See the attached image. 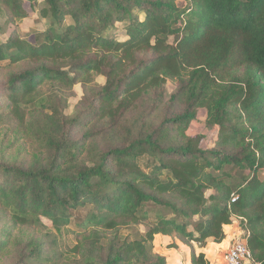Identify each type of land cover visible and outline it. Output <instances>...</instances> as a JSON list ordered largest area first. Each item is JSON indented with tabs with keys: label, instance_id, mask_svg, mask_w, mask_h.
Wrapping results in <instances>:
<instances>
[{
	"label": "trees",
	"instance_id": "16d2710c",
	"mask_svg": "<svg viewBox=\"0 0 264 264\" xmlns=\"http://www.w3.org/2000/svg\"><path fill=\"white\" fill-rule=\"evenodd\" d=\"M29 12L43 31L0 39V130L28 158L0 160V257L54 264L24 233L41 219L74 227L77 259L110 235L102 264H164L150 262L155 236L220 245L234 224L264 264V0H0L4 24ZM167 81L179 115L85 161L89 120L65 116L62 97L80 84L89 114L111 126ZM199 110L217 129L208 150L186 134ZM134 225L143 236L119 238ZM185 264L210 262L190 250Z\"/></svg>",
	"mask_w": 264,
	"mask_h": 264
},
{
	"label": "rangeland",
	"instance_id": "374dc122",
	"mask_svg": "<svg viewBox=\"0 0 264 264\" xmlns=\"http://www.w3.org/2000/svg\"><path fill=\"white\" fill-rule=\"evenodd\" d=\"M2 23L3 20L0 18V24ZM46 26L45 21L41 20L36 12H29L28 16L16 25L13 23L4 24L2 26L4 33L0 34V39H5L13 28L16 27L19 36L29 40L34 37L33 33L43 31ZM2 77L0 75V94L4 78ZM96 82L99 86H102L104 78L98 77ZM175 90L176 84L173 81H167L162 89L152 93L145 101H142L135 111L125 115L123 120L110 126L109 123H101L92 114H89L87 108L90 104L91 93L87 92L86 88L80 84H77L69 94H66L67 97H62V111L65 116L70 118L83 117L84 122L90 121L87 122V130L91 133L90 148L86 154L84 153L83 158L85 161H91L97 159L101 153L106 152L110 148L120 146L125 140H131L141 134H158L160 127L166 119L179 115L183 111L182 104H171L170 97L175 93ZM84 132L85 129L82 126H78L76 136L81 137ZM186 134L189 136H203L204 138L200 147L208 150L216 139L217 129L206 127L205 111L199 110L196 119L190 123ZM11 136L9 132H6V128L5 131L0 130V160L11 162L16 157L17 162L27 161L28 158L24 150L20 149V152L17 154L18 149L16 147L9 148ZM85 212V210H82L79 215L82 216ZM40 221L41 224L39 226L30 227L24 230V233H35V237L42 243L43 257L53 259L54 264H102L104 261L106 249L112 239L110 235L103 238L100 243V249L96 253L92 252L89 257L82 260L77 259L78 257L67 255L68 250L76 244V240L72 234V230H74L73 226L56 229L49 221L44 219ZM145 231L143 225H134L121 228L117 235L121 239L132 241L143 236ZM173 243L176 245L175 248H168V245L172 244L170 238L155 236L150 244V248H148L151 253L150 262H155L160 258L164 264H185L190 250H193L196 253H204L210 264H215L216 260L217 264H223L221 256L225 249L224 243L218 245L211 240L205 241L202 245L195 242L184 244L179 240ZM17 259L18 252L14 251L7 257H0V264H13ZM35 264L46 263L35 261Z\"/></svg>",
	"mask_w": 264,
	"mask_h": 264
},
{
	"label": "built area",
	"instance_id": "2783aa9c",
	"mask_svg": "<svg viewBox=\"0 0 264 264\" xmlns=\"http://www.w3.org/2000/svg\"><path fill=\"white\" fill-rule=\"evenodd\" d=\"M227 234L223 242L225 249L221 256L222 263L251 264V254L246 239L243 237V232L235 225L234 228L227 231Z\"/></svg>",
	"mask_w": 264,
	"mask_h": 264
},
{
	"label": "crops",
	"instance_id": "0c3cea01",
	"mask_svg": "<svg viewBox=\"0 0 264 264\" xmlns=\"http://www.w3.org/2000/svg\"><path fill=\"white\" fill-rule=\"evenodd\" d=\"M234 226H235V225H234ZM234 226L232 225V226H230V227L225 228L224 230L227 232L228 230L234 228ZM215 264H217V260H216V263H215Z\"/></svg>",
	"mask_w": 264,
	"mask_h": 264
}]
</instances>
